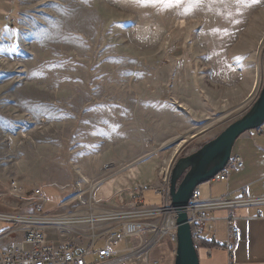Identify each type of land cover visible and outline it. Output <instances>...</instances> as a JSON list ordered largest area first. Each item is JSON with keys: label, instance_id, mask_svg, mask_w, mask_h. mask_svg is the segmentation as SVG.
<instances>
[{"label": "rangeland", "instance_id": "obj_1", "mask_svg": "<svg viewBox=\"0 0 264 264\" xmlns=\"http://www.w3.org/2000/svg\"><path fill=\"white\" fill-rule=\"evenodd\" d=\"M20 3L18 22L0 29V194L12 179L25 195L42 186L51 212L63 198L58 212H85L136 166L157 173L163 157L196 151L264 86V0ZM12 226L0 220V233Z\"/></svg>", "mask_w": 264, "mask_h": 264}, {"label": "built area", "instance_id": "obj_2", "mask_svg": "<svg viewBox=\"0 0 264 264\" xmlns=\"http://www.w3.org/2000/svg\"><path fill=\"white\" fill-rule=\"evenodd\" d=\"M178 153L173 152L168 159L162 158L158 183L146 186L162 197L158 205H148L140 195H132L129 199L121 200L119 206L111 207L106 206L107 199L92 194L85 212H51L46 209L42 186L25 195L20 182L12 179L8 192L1 196L25 199L28 209L20 212L0 211L1 221L13 223L11 228L0 233V264H115L121 258L139 259L133 264H159V260L150 259V253L165 238L176 255L177 211L172 207L170 179ZM243 166L242 156L232 152L225 168L210 181L225 180L231 170ZM261 204H264V196L202 200L197 187L186 208L197 250L204 244L201 234L208 211L225 209L228 241L226 244L218 242L215 234L212 239L217 245H226L233 259L239 238L235 209ZM83 224L89 225L92 230L90 235L86 236ZM71 235L77 240H84L74 241ZM100 240L103 244L97 246ZM122 240L126 241V246L115 250L116 243Z\"/></svg>", "mask_w": 264, "mask_h": 264}, {"label": "crops", "instance_id": "obj_3", "mask_svg": "<svg viewBox=\"0 0 264 264\" xmlns=\"http://www.w3.org/2000/svg\"><path fill=\"white\" fill-rule=\"evenodd\" d=\"M20 2L21 0H0V29L9 28L18 22ZM233 153L242 156L243 168L231 170L225 180L210 181V183L198 187L202 200L264 196V124L257 129L243 133L236 140ZM151 168V165L149 167L148 165L139 166V168L136 166L134 170L131 169L132 174H126L128 180L123 177L125 182L122 183L121 181L117 182L119 179L115 178L116 182L109 184L104 190V196L102 195L100 198L110 199L108 203L115 206V203L129 199L135 194L140 195V198L145 202L143 190L150 188L141 190L140 187H144L143 184L147 185V182L158 183L159 180V171L153 173ZM53 185L63 187L58 184ZM136 188H139V191ZM152 192L155 196H159L153 190ZM1 194V212H20L28 209V206L23 208L20 204V201L24 202V199L15 202L10 201L9 198L5 201ZM64 199L59 203L60 209L64 207ZM207 216L204 231L201 234L204 244L198 249L200 264H264V204L241 206L235 209V222L239 228V238L235 245L233 259H231L226 245H217L212 239L215 234L218 242L226 244L228 241L227 211L225 209L210 210ZM150 259L159 260V264H174L175 255L166 238L151 251Z\"/></svg>", "mask_w": 264, "mask_h": 264}, {"label": "water", "instance_id": "obj_4", "mask_svg": "<svg viewBox=\"0 0 264 264\" xmlns=\"http://www.w3.org/2000/svg\"><path fill=\"white\" fill-rule=\"evenodd\" d=\"M264 65V52H263ZM264 124V86L250 109L196 151L176 159L170 179L172 207L177 211V249L174 264H200L186 208L194 190L209 182L228 164L236 140Z\"/></svg>", "mask_w": 264, "mask_h": 264}, {"label": "snow or ice", "instance_id": "obj_5", "mask_svg": "<svg viewBox=\"0 0 264 264\" xmlns=\"http://www.w3.org/2000/svg\"><path fill=\"white\" fill-rule=\"evenodd\" d=\"M137 2L143 6L162 4V5L166 6L167 8H171V7H174L176 5L182 4L184 2V0H137ZM192 2L193 3H199V0H192ZM254 2H255V0H254ZM191 7H192V5L189 4V6L185 9V12L187 13L188 11H190Z\"/></svg>", "mask_w": 264, "mask_h": 264}, {"label": "bare ground", "instance_id": "obj_6", "mask_svg": "<svg viewBox=\"0 0 264 264\" xmlns=\"http://www.w3.org/2000/svg\"><path fill=\"white\" fill-rule=\"evenodd\" d=\"M186 21L184 19L179 21L180 27H184ZM24 136V134H22ZM87 181V179H86ZM144 259V257H142ZM135 261H139V259H130V258H121L117 263L115 264H133Z\"/></svg>", "mask_w": 264, "mask_h": 264}]
</instances>
